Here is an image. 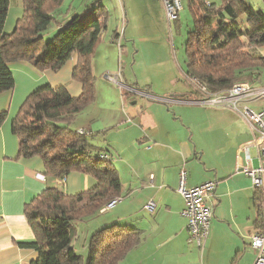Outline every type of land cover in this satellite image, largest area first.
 Listing matches in <instances>:
<instances>
[{
  "label": "crops",
  "instance_id": "obj_1",
  "mask_svg": "<svg viewBox=\"0 0 264 264\" xmlns=\"http://www.w3.org/2000/svg\"><path fill=\"white\" fill-rule=\"evenodd\" d=\"M74 6L75 11L83 7L76 1ZM164 11L161 8L165 16ZM117 35L112 34L109 41L115 42ZM258 52L264 56V46ZM70 58L58 70L43 72L25 61L10 64L11 69L19 66L18 73L24 75L26 83H18L16 77L14 89L0 94V111H8L0 128V264H31L38 257L36 249L22 244L36 237L24 210L28 202L49 186L74 195L97 183L82 172H71L66 181L50 179L45 177L40 157L18 158L19 138L12 122L28 94L45 82L65 86L74 96L81 93V83L73 78L78 57ZM185 74L189 80L186 70ZM171 77L180 78L177 74ZM95 78L97 81L96 74ZM145 78L143 74L142 80ZM188 80L163 90L154 89L152 83L143 84L146 90H155L150 93L152 97L136 93L139 88L129 85L136 93L129 100L120 96L100 101L95 98L81 112L82 119L78 116L76 129L91 131L92 142L111 155L124 195L113 208L77 224L76 245L87 227L80 243L83 259L97 230L122 224L140 230L141 240L120 264H253L256 253L250 241L263 222L262 192L238 168L239 164L259 163L257 147H249V159L241 150L254 133L246 118L232 108L200 103L202 95ZM259 102L250 103L257 112L264 107ZM182 169L188 172L189 186L210 180L218 183L208 199L214 214L201 246L188 241V220L182 215L185 201L178 191ZM150 200L157 203L153 213L146 209Z\"/></svg>",
  "mask_w": 264,
  "mask_h": 264
},
{
  "label": "trees",
  "instance_id": "obj_2",
  "mask_svg": "<svg viewBox=\"0 0 264 264\" xmlns=\"http://www.w3.org/2000/svg\"><path fill=\"white\" fill-rule=\"evenodd\" d=\"M66 1L22 0L23 15L14 30L5 33L11 0H0V94L14 89L10 64L17 60L43 72L58 70L77 55L73 78L82 85L77 96L65 86L47 83L28 95L12 122L19 138L18 158L40 157L50 179L82 172L97 182L74 195L49 186L34 197L24 210L36 237L22 244L38 252L31 264H120L141 240L137 228L112 224L97 230L90 238L86 260L73 245L78 223L124 195L111 155L90 141L91 131L73 127L96 98L92 56L107 28L108 10L102 0H80L83 7L76 11V0L65 7ZM187 1L195 24L186 43L189 80L212 93L238 82L256 83L264 71V56L258 52L264 46V16L251 10L248 0ZM45 35L51 36L48 41ZM7 115L8 111H0V128Z\"/></svg>",
  "mask_w": 264,
  "mask_h": 264
},
{
  "label": "rangeland",
  "instance_id": "obj_3",
  "mask_svg": "<svg viewBox=\"0 0 264 264\" xmlns=\"http://www.w3.org/2000/svg\"><path fill=\"white\" fill-rule=\"evenodd\" d=\"M74 1L67 0L65 7ZM216 1L220 2L221 0ZM76 2L82 7L83 1L76 0ZM159 2L161 8L165 10V16L161 12ZM101 3L108 9V16L106 18L107 28L103 33L104 40L92 56L93 70L97 77V101L119 99L120 97L129 100L136 93L146 95L147 92L151 94L155 92L153 88L151 91L146 90L143 87L145 83H152L154 89L163 90L173 88L188 80L185 74L187 69L186 43L195 24L187 0H182L183 8L179 12V19L171 23L168 21L162 0H102ZM248 3L251 10L259 11L264 16V0H248ZM22 9V0H11V7L4 27L5 33L14 30L17 19L23 15ZM55 26L53 25L50 31ZM116 32L120 36L115 38V42L109 41L112 34ZM50 37L45 35V41H48ZM18 67V65H14V69L17 71L12 68V73L14 76L16 75L18 83H26L24 75L18 73ZM143 74H146L144 80H142ZM175 74L180 78L172 80L171 75ZM116 77L118 79L114 81L113 79ZM260 81L264 84V71L258 82ZM129 85H135L133 87L139 88L135 89L138 91L131 92L128 88ZM25 100L21 103V107ZM259 103L264 105V99ZM82 114L84 113L78 115L80 119H82ZM79 122V119H76L73 127H77ZM90 141L92 142V140ZM91 221L88 224H92ZM86 230L87 227L80 234L79 244H75L77 238L73 242L78 253H82L83 247L80 243L85 238Z\"/></svg>",
  "mask_w": 264,
  "mask_h": 264
},
{
  "label": "built area",
  "instance_id": "obj_4",
  "mask_svg": "<svg viewBox=\"0 0 264 264\" xmlns=\"http://www.w3.org/2000/svg\"><path fill=\"white\" fill-rule=\"evenodd\" d=\"M166 9L168 21L179 19V12L183 8L182 0H162ZM118 77L113 80H117ZM190 79V78H189ZM192 80V79H191ZM197 88L196 82L192 80ZM197 91L202 95L200 103L214 106H228L243 115L249 122L254 133L253 139L246 141L241 146L245 151L246 158L249 159V147L255 146L259 150V163L256 166H241L240 168L249 176L253 185L262 192V213L263 222L261 228L252 235L250 245L256 253L253 264H264V107L258 112L254 110L250 103L264 99V84H257L251 81L235 83L232 88L212 93L204 86H199ZM148 97L152 95L147 92ZM84 132V129H80ZM188 172L182 169L179 175L178 191L185 201V207L182 215L188 220L189 240L201 246L210 232L211 220L213 218L212 205L208 199L217 188L216 181H207L197 186H189L187 183ZM44 178V176H42ZM66 181V177L61 179ZM60 180V181H61ZM124 197L116 196L105 206H102L101 212H104L119 203ZM157 207L155 200H150L146 209L153 213Z\"/></svg>",
  "mask_w": 264,
  "mask_h": 264
}]
</instances>
